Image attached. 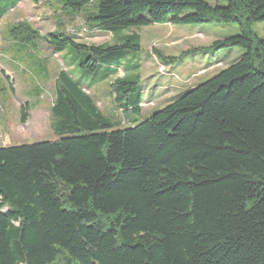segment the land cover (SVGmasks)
I'll use <instances>...</instances> for the list:
<instances>
[{"label":"trees","instance_id":"trees-1","mask_svg":"<svg viewBox=\"0 0 264 264\" xmlns=\"http://www.w3.org/2000/svg\"><path fill=\"white\" fill-rule=\"evenodd\" d=\"M17 2L0 0V18ZM90 2L62 7L76 12ZM225 2L97 0L86 20L112 38L170 20L235 22L238 34L197 50L244 53L122 127L60 70L50 109L59 138L0 146V264H264V38L250 28L264 21V0ZM56 33L41 36L24 21L6 32L70 45L86 55L79 68L104 65L108 74L122 49L138 48L129 39L94 45ZM110 87L123 110L140 111L137 77H116Z\"/></svg>","mask_w":264,"mask_h":264},{"label":"rangeland","instance_id":"rangeland-1","mask_svg":"<svg viewBox=\"0 0 264 264\" xmlns=\"http://www.w3.org/2000/svg\"><path fill=\"white\" fill-rule=\"evenodd\" d=\"M211 6L225 5V0H205ZM67 0H18L0 18V146L18 145L59 138L50 109L55 98L54 83L65 70L93 104L112 122L131 126L148 118L169 102L238 61L244 49L238 46L220 50H197L213 41L239 33L235 22L178 24L170 21L134 25L111 35L85 27L97 0L81 11L63 9ZM89 14V15H87ZM147 17V13H144ZM171 19V17H169ZM24 21L39 32L71 36L84 44H121L129 39L138 48H124L118 67L104 65L94 71L82 69L77 62L86 57L70 45L52 46L43 39L24 42L6 34L7 27ZM251 30L264 38V21L254 22ZM136 36V38L128 36ZM196 49V50H195ZM139 79L142 102L139 112L121 108L110 87L116 77ZM26 106V120H20Z\"/></svg>","mask_w":264,"mask_h":264},{"label":"crops","instance_id":"crops-1","mask_svg":"<svg viewBox=\"0 0 264 264\" xmlns=\"http://www.w3.org/2000/svg\"><path fill=\"white\" fill-rule=\"evenodd\" d=\"M84 26L85 27H89L91 29H94V30H98L99 32H106L105 30L101 29L100 27L97 26V24L95 22H85L84 23ZM108 33V32H107ZM109 34V33H108ZM111 35V34H110ZM111 39H112V36H111ZM98 45V44H97ZM143 103V102H142Z\"/></svg>","mask_w":264,"mask_h":264}]
</instances>
